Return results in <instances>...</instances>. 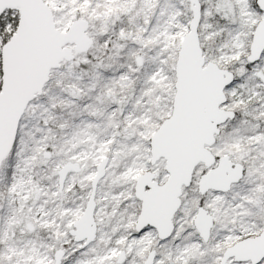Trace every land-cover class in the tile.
Listing matches in <instances>:
<instances>
[{"label":"snow or ice","instance_id":"obj_1","mask_svg":"<svg viewBox=\"0 0 264 264\" xmlns=\"http://www.w3.org/2000/svg\"><path fill=\"white\" fill-rule=\"evenodd\" d=\"M0 264H264V0H0Z\"/></svg>","mask_w":264,"mask_h":264}]
</instances>
